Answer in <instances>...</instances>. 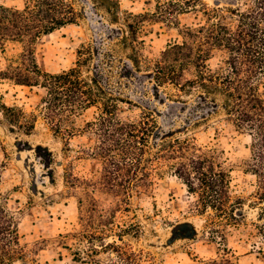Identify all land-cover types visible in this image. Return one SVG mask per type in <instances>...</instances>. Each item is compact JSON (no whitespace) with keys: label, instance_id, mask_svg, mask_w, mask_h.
<instances>
[{"label":"trees","instance_id":"obj_1","mask_svg":"<svg viewBox=\"0 0 264 264\" xmlns=\"http://www.w3.org/2000/svg\"><path fill=\"white\" fill-rule=\"evenodd\" d=\"M93 8H102L111 25H119V44L128 50L126 57L137 73L141 65L150 68L155 86H171L176 97L199 93L195 108L219 107L233 127L250 138L246 171L254 176L255 185L251 207L257 216L251 224L264 250V0H249L247 8H209L202 0H145L153 4L152 13L122 12L119 0H92ZM193 12L197 21L179 30L182 41L165 49L148 66L143 56L141 36L144 24L165 22L179 27V17ZM200 14V17L198 16ZM81 18L73 0H24L23 7L0 6V53L9 46L18 52L0 65V84L41 88L43 120L54 136L69 140L74 135V119L94 108L96 115L85 124L84 132L93 134V146L82 153L98 160L101 171L98 183L75 177L70 169L65 182L68 189L98 185L106 194L118 199L117 208L128 209L132 193L147 192L154 179L161 176L162 163L185 186L193 198L192 209L206 216L207 234L217 242L221 254L199 264H237L226 248L230 228L244 224L243 202L232 196L230 176L223 168V156L214 150L198 147L194 138L173 139L150 153L148 142L156 129L152 116L143 113L138 120L119 116L118 104L123 101L107 94L100 83L102 63L97 64L94 77L85 78L79 67L58 74L41 71L35 57V44L41 38L67 26L76 25ZM213 50L225 54L223 67L208 68ZM96 53H98L96 51ZM78 64L92 59L90 48L77 52ZM101 59L107 53H98ZM100 71V72H99ZM180 102V101H178ZM0 115L10 133L29 136L35 127L36 116L16 106L5 105L0 98ZM193 122L191 126L197 125ZM94 188V187H93ZM79 200L81 216L79 231L69 234L76 242L101 244L103 250H115L125 264L135 261L133 252L122 251L115 242L122 234L136 236V224L120 228L114 223L113 210H100L88 191ZM110 212V213H109ZM96 250L93 248L92 250ZM27 250L19 243L14 218L0 207V264L26 260ZM81 261L79 251L75 252Z\"/></svg>","mask_w":264,"mask_h":264},{"label":"rangeland","instance_id":"obj_2","mask_svg":"<svg viewBox=\"0 0 264 264\" xmlns=\"http://www.w3.org/2000/svg\"><path fill=\"white\" fill-rule=\"evenodd\" d=\"M202 1L209 8L243 10L249 5V0ZM119 2L122 12H153V4H145V0ZM73 3L81 14L78 23L35 44L41 71L58 74L79 67L85 78H91L100 60L103 62L101 85L107 94L123 101L118 104L119 116L132 121L145 113L154 119L156 129L148 142L151 154L165 142L184 138H194L198 147L221 153L223 168L230 176L232 196L242 200L245 218L243 225L229 229L226 248L237 264H264V250L260 251L262 246L251 227L258 211L251 207L255 178L245 166L249 158V136L233 127L218 105L219 98L216 106L195 108L198 92L189 97H176L171 86H155L151 81V67L141 65L140 73L134 71L126 58L129 51L122 49L118 41L119 25H111L102 8H93L92 0H73ZM23 4L24 0H0V6L8 8L20 9ZM195 16L193 12L180 16L179 27L156 21L144 24L140 36L148 66L169 46L182 41L179 30L196 23ZM82 47L91 49L92 59L77 65V52ZM96 51L110 57L102 60ZM17 52V47L9 46L5 54L0 53V65ZM224 59V53L213 50L207 61L208 68L218 70L223 67ZM44 95L41 88L0 84V98L5 105L36 116L34 130L24 136L18 131L10 133L0 115V207L14 218L19 243L28 252L26 260L7 264H125L115 250H103L98 242L92 245L76 242L68 236L80 229L79 200L84 197L83 191L89 192L100 210H113L114 223L120 228L131 223L139 226L136 236L122 234V242L115 236L105 241L115 242L122 251L136 255L135 261L127 264H199L222 253V247L208 237L207 215L201 216L192 209L193 198L166 163H162L161 176L153 180L147 192L132 193L127 210L118 209V199L98 185L68 189L65 182L68 169L79 179L98 183L101 163L82 153L94 144L93 134L83 130L95 117L96 110L89 109L74 119L75 132L67 141L54 136L43 120ZM193 122L198 124L191 126ZM76 251L81 261L75 259Z\"/></svg>","mask_w":264,"mask_h":264}]
</instances>
